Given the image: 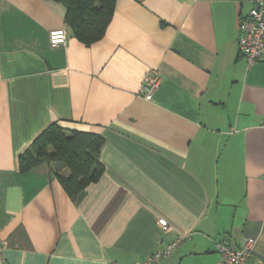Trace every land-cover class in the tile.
Returning <instances> with one entry per match:
<instances>
[{
    "label": "crops",
    "instance_id": "obj_1",
    "mask_svg": "<svg viewBox=\"0 0 264 264\" xmlns=\"http://www.w3.org/2000/svg\"><path fill=\"white\" fill-rule=\"evenodd\" d=\"M248 0H116L86 46L53 0H0V238L7 264H219L217 245L264 264V61L237 46ZM67 31L52 48L48 34ZM160 83L141 93L147 73ZM55 123L100 135L101 178L75 204L18 157ZM168 226L160 229L159 223Z\"/></svg>",
    "mask_w": 264,
    "mask_h": 264
},
{
    "label": "trees",
    "instance_id": "obj_2",
    "mask_svg": "<svg viewBox=\"0 0 264 264\" xmlns=\"http://www.w3.org/2000/svg\"><path fill=\"white\" fill-rule=\"evenodd\" d=\"M65 9V26L71 35L89 46L100 40L112 19L116 0H53ZM103 138L91 132L73 130L67 136L55 123L50 124L18 157L20 172L38 165H59L68 170L65 176L54 175L66 195L75 204L84 197L86 188L104 173L98 160Z\"/></svg>",
    "mask_w": 264,
    "mask_h": 264
},
{
    "label": "built area",
    "instance_id": "obj_3",
    "mask_svg": "<svg viewBox=\"0 0 264 264\" xmlns=\"http://www.w3.org/2000/svg\"><path fill=\"white\" fill-rule=\"evenodd\" d=\"M252 2V9L247 16L240 18L239 36L237 46L240 56L246 62L247 67H251L258 62L264 61V0H248ZM67 31L65 29L52 30L48 34L49 46L52 48L66 45ZM160 77L158 73H147L143 79L141 93L145 99H150L153 91L158 87ZM264 132V123L261 125ZM162 231H167L168 226L162 222L159 223ZM185 237L178 236L172 242L166 244L139 264H157L163 259L170 257L178 248ZM254 246V240L246 238L237 248H232L226 243L217 245L220 255L219 264H246L251 255ZM5 243L0 238V264H7L3 251Z\"/></svg>",
    "mask_w": 264,
    "mask_h": 264
},
{
    "label": "water",
    "instance_id": "obj_4",
    "mask_svg": "<svg viewBox=\"0 0 264 264\" xmlns=\"http://www.w3.org/2000/svg\"><path fill=\"white\" fill-rule=\"evenodd\" d=\"M232 248H235V245H233Z\"/></svg>",
    "mask_w": 264,
    "mask_h": 264
},
{
    "label": "rangeland",
    "instance_id": "obj_5",
    "mask_svg": "<svg viewBox=\"0 0 264 264\" xmlns=\"http://www.w3.org/2000/svg\"><path fill=\"white\" fill-rule=\"evenodd\" d=\"M60 167H61V166H60ZM61 169H65V168L61 167Z\"/></svg>",
    "mask_w": 264,
    "mask_h": 264
}]
</instances>
